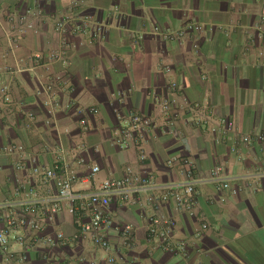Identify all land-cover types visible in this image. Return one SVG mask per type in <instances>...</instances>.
I'll use <instances>...</instances> for the list:
<instances>
[{"label":"crops","instance_id":"obj_1","mask_svg":"<svg viewBox=\"0 0 264 264\" xmlns=\"http://www.w3.org/2000/svg\"><path fill=\"white\" fill-rule=\"evenodd\" d=\"M4 1L18 10H40L49 18L41 24V33L29 32L20 39L18 62L0 31V69L28 67L31 54L57 48L52 37L55 18L70 16L72 33L68 64L52 68L69 77L71 89L60 93L62 107L51 124L46 123L44 97L36 92L37 76L24 71L11 79L14 100L23 104V111L34 112L37 124L28 129L17 124L18 111H0L2 195L15 176L14 158L4 152L12 142L37 146L42 138H62L66 144L85 143L88 149L81 154L85 164L77 168L80 177L89 175L94 165L101 170L95 178L80 180L78 190H93L105 178L123 176L128 167L162 183H177L184 179L183 167L167 162L174 156L186 157L200 177L220 166L231 179L229 188L200 184L193 215L177 211L173 203L161 208L160 213L176 220L178 236L189 242L191 259L148 244L149 218L155 211L144 200L140 205H111L116 222L133 227V246L128 248L116 229L106 233L114 252L128 264H264V152L256 139L264 132V28L259 23L264 0ZM189 23L202 30L187 29ZM156 29L183 35L165 39ZM172 82L178 86L174 94ZM160 97L175 99L173 107L180 108L181 118L173 127L161 110ZM93 107L97 114L89 112ZM209 112L216 121L232 120L235 132L222 139L212 125L196 124V117ZM131 113L155 123L144 134V161L137 146L124 149L114 143ZM82 119L87 120L86 127ZM243 136L252 141L243 143ZM203 222L209 228L197 239L194 235ZM78 229L79 221L67 212L50 225L52 232L63 231L69 238L60 250L64 254L102 260L105 252L90 238L76 239Z\"/></svg>","mask_w":264,"mask_h":264},{"label":"built area","instance_id":"obj_2","mask_svg":"<svg viewBox=\"0 0 264 264\" xmlns=\"http://www.w3.org/2000/svg\"><path fill=\"white\" fill-rule=\"evenodd\" d=\"M49 16L40 10H18L0 0V31L1 37L7 42L10 54L18 62L16 48L22 37L29 32H42L41 24ZM72 18L62 16L54 19L52 37L58 47L47 53L35 52L28 57L30 66L0 69V111H18L17 124L33 129L36 115L32 111H23V104L14 100L11 79L16 73L33 72L38 78L37 94L43 96V106L47 111V124L55 119L62 107L60 93L71 89L69 77L62 73L52 72L56 63L68 64L66 49L70 43ZM260 27L264 28V16L260 18ZM187 29L201 31L197 23L187 24ZM165 39L183 35V31L162 33ZM42 70L43 73L39 71ZM167 72L171 69L167 66ZM10 75L5 81L4 76ZM172 94L178 90L176 82L170 85ZM175 96V95H174ZM161 110L172 127L181 118L180 108H174L175 99L159 98ZM97 114L98 109H89ZM211 112L199 115L194 119L196 124L212 125L213 132L225 139L235 132V123L228 118H214ZM216 122V123H215ZM80 123L87 126V120ZM155 126L152 118L131 113L114 139L121 148L132 145L139 148L140 158L146 160L147 154L142 147L147 128ZM218 138V141H221ZM264 152V132L257 134ZM243 143H250V136H243ZM88 149L85 143L66 144L62 138L48 141L45 138L37 146H27L24 143L12 142L4 152L14 158L15 176L12 186L5 194L0 192V264H128L126 260L114 252V246L106 233L116 229L122 240V245L132 247L133 227L130 224L119 225L110 211L112 204L140 205L144 200L155 213L149 218L147 242L160 250L181 256L184 260L191 259L189 242L178 236L177 222L168 214L160 213L161 208L173 203L179 212L194 214L197 205V188L203 183L216 184L220 188H229L231 179L223 174L222 167H214L208 176L196 174V166L186 157H171L167 164L174 166L179 163L183 167L184 179L179 182L162 183L152 174L135 171L132 168L121 177L105 178L93 190H78L80 180L95 178L101 168L91 167L89 175L80 177L77 168L84 166L82 152ZM236 150L235 147L232 148ZM264 175V171L262 172ZM67 212L79 221L76 239L90 238L91 242L105 252L102 260H90L86 255L74 256L60 251L69 243V238L63 231L52 232L50 225L60 214ZM209 228L206 222L195 233L200 239ZM62 252V253H61ZM35 256L37 260L33 258Z\"/></svg>","mask_w":264,"mask_h":264}]
</instances>
